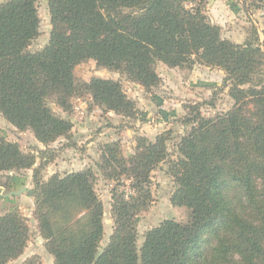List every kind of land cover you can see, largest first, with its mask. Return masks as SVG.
<instances>
[{"label": "trees", "instance_id": "trees-1", "mask_svg": "<svg viewBox=\"0 0 264 264\" xmlns=\"http://www.w3.org/2000/svg\"><path fill=\"white\" fill-rule=\"evenodd\" d=\"M205 1L47 0L51 30L35 51L28 47L39 31L36 0L0 2V113L43 144L71 127L49 101L65 110L82 87L105 109L134 115V101L118 81H76L73 68L85 59L146 89L159 81V61L218 67L233 84L231 109L206 116L198 103L189 106L174 158L164 134L154 141L138 136L127 155L116 142L103 146L102 175L129 189L111 191L112 232L103 247V204L90 168L34 181L35 215L55 264H264V54L257 45L221 38L203 13ZM164 161L176 185L171 202L188 209V220H163L137 248L134 221L150 205L151 172ZM33 163V156L0 136V171ZM69 202L82 216L55 226L53 218L66 214ZM28 233L19 212L0 216V264L22 253Z\"/></svg>", "mask_w": 264, "mask_h": 264}, {"label": "rangeland", "instance_id": "rangeland-1", "mask_svg": "<svg viewBox=\"0 0 264 264\" xmlns=\"http://www.w3.org/2000/svg\"><path fill=\"white\" fill-rule=\"evenodd\" d=\"M36 8L39 31L28 47L31 51L39 50L46 44L51 30L47 0H36ZM202 9L207 20L219 27L221 38L239 44L257 45L264 54V0H206ZM155 72L158 83L146 89L117 70L98 66L93 59L81 61L73 68L76 81L80 85L92 77L118 81L126 95L134 101V115L124 116L105 109L95 103L90 93L82 87L70 98V106L65 110L52 99L49 101L54 113L68 120L71 127L65 135L46 144L40 142L30 128L20 130L0 113V136L15 142L23 153L34 157V163L29 168L0 171V216L17 211L24 217L29 229L22 253L7 264H55L35 215L32 189L36 179L46 182L52 175L64 176L87 168L94 172V190L104 211V232L100 240V246L103 247L112 232L111 191L117 188L129 192L127 182L116 184L114 180L104 178L99 170L97 164L101 160L103 146L116 142L127 155L134 152L138 136L154 141L158 135L164 134L169 156L174 158L176 144L188 129L181 120L188 114L190 105L198 103L202 113L210 116L225 112L235 104L230 93L232 81L226 80L221 68L199 64L195 60L177 67H168L159 61L155 65ZM259 79H254V82ZM248 86L250 83L241 87ZM40 150L45 154L40 153ZM51 155L52 158L45 161ZM167 166V161L161 162L151 172L152 201L134 221L137 248L142 245L145 232L163 220H188V209L171 202L176 185ZM21 187L27 189L17 195L7 196L10 191H17ZM28 189L32 194H29ZM68 204L70 207L66 214L53 218L55 226L82 216L79 207L72 202Z\"/></svg>", "mask_w": 264, "mask_h": 264}, {"label": "water", "instance_id": "water-1", "mask_svg": "<svg viewBox=\"0 0 264 264\" xmlns=\"http://www.w3.org/2000/svg\"><path fill=\"white\" fill-rule=\"evenodd\" d=\"M26 189H27L26 187H21V188L18 189L17 191H10V192L7 194V196L17 195V194L21 193L22 191H24V190H26ZM28 191H29V194H32V191H30L29 189H28Z\"/></svg>", "mask_w": 264, "mask_h": 264}]
</instances>
